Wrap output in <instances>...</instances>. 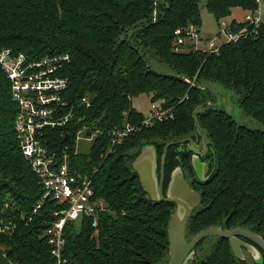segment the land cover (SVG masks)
<instances>
[{
	"label": "trees",
	"instance_id": "16d2710c",
	"mask_svg": "<svg viewBox=\"0 0 264 264\" xmlns=\"http://www.w3.org/2000/svg\"><path fill=\"white\" fill-rule=\"evenodd\" d=\"M263 2L0 0V54L68 57L60 73L69 82L66 100L75 118L48 134L50 152L59 162L68 154L75 170L92 175L96 195L106 203L97 228L90 219L66 225L63 264H168V228L176 205L153 202L133 164L153 146L160 175L170 143L176 144L166 151L164 193L181 168L202 199L189 217L187 239L210 227H245L264 239V25L255 33L249 28L250 35L223 45L218 54L190 47L177 51L175 34L199 30L203 3L219 28L233 10L254 13ZM231 27L237 31L247 25L231 20ZM153 59L170 72L154 70ZM211 85L235 94L244 121L218 105ZM11 90L0 66V248L12 264H55L45 234L58 205L43 200L45 191L21 151ZM141 95L150 98V117L133 107ZM153 107L168 117L147 122ZM127 127L133 131L114 146V134ZM84 129L98 133L86 153L76 145ZM195 154L206 164L203 182L195 178ZM206 240L189 264H248L236 257L228 239L214 237L202 248Z\"/></svg>",
	"mask_w": 264,
	"mask_h": 264
},
{
	"label": "built area",
	"instance_id": "2783aa9c",
	"mask_svg": "<svg viewBox=\"0 0 264 264\" xmlns=\"http://www.w3.org/2000/svg\"><path fill=\"white\" fill-rule=\"evenodd\" d=\"M242 23L247 27L235 31L231 21L224 19L219 24L218 32L210 38L193 27L179 30L175 33L177 51L190 47L192 51L218 54L223 45L238 42L250 35L249 28L253 27L255 33L264 25V17L259 10L247 12ZM63 60H68V57L31 60L24 54L11 56L10 51L0 54V66L11 83L12 100L17 106L15 132L21 151L45 191L43 200L50 198L58 205L45 234L55 264H63L66 225L90 219L92 227L97 228L101 214L106 212V203L96 195L93 176L75 170L68 154L59 162L56 154L50 152L48 134L63 129L75 118V110L66 100L69 82L60 73ZM83 102L87 103L85 99ZM153 109L154 117L147 122L153 118L162 121L168 117L166 112H160L155 107ZM132 131L127 127L125 131L116 132L113 145H121ZM97 135L91 133V136H87L84 129L79 132L76 145L82 138L93 142ZM68 149L66 147L65 150ZM43 205L44 201L38 209Z\"/></svg>",
	"mask_w": 264,
	"mask_h": 264
},
{
	"label": "water",
	"instance_id": "95a60500",
	"mask_svg": "<svg viewBox=\"0 0 264 264\" xmlns=\"http://www.w3.org/2000/svg\"><path fill=\"white\" fill-rule=\"evenodd\" d=\"M232 110L229 108L226 111L234 115ZM87 136H91V132H88ZM68 139L69 136L67 135L64 142ZM183 142L185 141L177 143ZM174 144L176 143H170L166 147L162 157L160 175L157 173V154L153 146H146L133 164L143 190L153 202H170L176 205L168 228L170 252L168 264H189L195 258L196 246L208 237L228 239L238 259L246 260L247 254H249L255 263L262 264L264 261V239L248 228L236 227L231 230H224L222 227H210L190 241L187 239L186 230L189 217L201 205L202 199L199 193L191 189L181 168H177L173 172L168 190L166 194L164 193L166 151ZM192 165L199 181H205L207 179L204 178L207 171L206 164L201 161L198 155L192 157ZM0 264H12L1 248Z\"/></svg>",
	"mask_w": 264,
	"mask_h": 264
},
{
	"label": "rangeland",
	"instance_id": "374dc122",
	"mask_svg": "<svg viewBox=\"0 0 264 264\" xmlns=\"http://www.w3.org/2000/svg\"><path fill=\"white\" fill-rule=\"evenodd\" d=\"M201 16H202V25L199 28L201 31L202 35H208V34H215L218 32V23L214 16L208 12V10L205 7V4L203 3L201 5ZM151 66L154 70H156L159 73L162 74H167L170 72L169 68L160 63L158 60L153 59L151 60ZM209 88L215 93V96L217 97L218 100V105L221 106H226L225 110L231 108L232 113L235 115L236 119L239 121H244V116L243 113L239 109V104H238V98L235 96L234 93L227 91L223 89L219 85H211ZM133 107L141 112L145 117H150V111L152 109V103L150 101V98L147 97L146 95H141L133 100ZM248 124V123H246ZM249 126L256 128V125H250ZM203 143L204 145H207V138L206 136L203 137ZM92 141H88L85 138H82L81 140L78 141L77 143V149L80 152L86 153L90 150L92 146ZM189 149L194 151L195 153H200L201 149H197L194 145L189 144L188 145ZM200 207V206H199ZM198 207V208H199ZM214 237H208L207 240L203 243L202 248H205L210 244V241H213ZM247 263L248 264H253L255 263L254 259L247 254Z\"/></svg>",
	"mask_w": 264,
	"mask_h": 264
},
{
	"label": "crops",
	"instance_id": "0c3cea01",
	"mask_svg": "<svg viewBox=\"0 0 264 264\" xmlns=\"http://www.w3.org/2000/svg\"><path fill=\"white\" fill-rule=\"evenodd\" d=\"M259 12L264 17V2L261 3L260 8H259ZM246 13L247 12H245L241 9H235V10H233L232 16L228 20L229 21L238 20L239 22H243Z\"/></svg>",
	"mask_w": 264,
	"mask_h": 264
},
{
	"label": "flooded vegetation",
	"instance_id": "af4514ba",
	"mask_svg": "<svg viewBox=\"0 0 264 264\" xmlns=\"http://www.w3.org/2000/svg\"><path fill=\"white\" fill-rule=\"evenodd\" d=\"M196 155V154H195ZM194 156V155H193ZM193 166V165H192ZM194 168V167H193ZM158 171V170H157ZM184 173V172H183ZM194 173H195V178L199 181V178L197 177V174H196V172H195V169H194ZM184 176H185V179H186V181L189 183V185H190V187H191V189L193 190V191H195V192H197L196 191V189H194L195 188V185L193 186V184H194V182H193V180L190 178V177H188L187 175H185L184 174ZM204 178H207V176H206V174H205V177ZM169 187V186H168ZM168 190V189H167ZM198 193V192H197Z\"/></svg>",
	"mask_w": 264,
	"mask_h": 264
}]
</instances>
